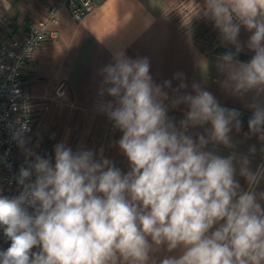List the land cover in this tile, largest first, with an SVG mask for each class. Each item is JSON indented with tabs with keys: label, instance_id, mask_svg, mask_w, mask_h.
<instances>
[{
	"label": "clouds",
	"instance_id": "9594fccd",
	"mask_svg": "<svg viewBox=\"0 0 264 264\" xmlns=\"http://www.w3.org/2000/svg\"><path fill=\"white\" fill-rule=\"evenodd\" d=\"M204 15L237 53L241 27L251 33L249 61L232 52L220 57L225 86L234 94L264 93V0H205ZM100 72L99 111L121 131L117 143L129 171L103 149L73 151L61 142L54 158L25 149L27 166L16 177L22 190L0 195V228L11 242L0 250V264H264V206L254 190L264 168L253 172L247 157L207 147H233L238 111L222 107L196 83L195 95L170 100L164 89L171 81L154 83L147 58L116 52ZM169 100L172 107L187 106L178 124L168 115ZM251 107L249 131L264 141V106ZM205 125V133L190 134ZM28 130L24 124L13 133L22 148ZM237 163L246 191L236 179ZM162 246L180 255L152 258Z\"/></svg>",
	"mask_w": 264,
	"mask_h": 264
},
{
	"label": "crops",
	"instance_id": "0c3cea01",
	"mask_svg": "<svg viewBox=\"0 0 264 264\" xmlns=\"http://www.w3.org/2000/svg\"><path fill=\"white\" fill-rule=\"evenodd\" d=\"M61 0H0V35L23 36L29 26L47 16L51 5ZM80 3L83 0H74ZM97 7L81 20L72 19L70 10L63 6L58 13L59 37L43 42L32 58L26 84L34 101L33 130L24 135L25 147L18 146L17 156L26 161L25 149L39 155L46 147L54 158V146L64 142L73 151L83 147L112 160L122 172L129 171V162L119 149L117 141L122 133L114 127L107 115L99 111V89L103 81L100 70L114 63V54L122 51L132 59L147 58L154 83L163 85L171 100L177 95L191 93L192 85L199 84L216 98L222 107L235 109L252 116L253 103L264 106V93L251 90L234 94L225 86L227 76L217 67L220 57L232 52L241 62L249 61L254 53L247 48L251 35L241 27L238 42L242 50L237 53L232 44L222 42L213 21L204 15L205 0H96ZM177 73L181 79L174 78ZM181 82L187 85L179 89ZM179 89V92L174 91ZM105 101L112 97L105 95ZM168 115L177 124L184 118L187 106L172 107ZM240 120V129L232 128L233 147L209 144L207 147L221 156L233 152L247 157L249 168L255 172L264 168V141L249 131L248 121ZM202 128L190 129V134L205 133ZM255 151H251V149ZM236 179L243 190L249 186L239 175ZM262 206L264 179L255 187ZM38 251V249H33ZM152 255L162 259L166 255L178 256L180 249L168 252L162 246Z\"/></svg>",
	"mask_w": 264,
	"mask_h": 264
},
{
	"label": "built area",
	"instance_id": "2783aa9c",
	"mask_svg": "<svg viewBox=\"0 0 264 264\" xmlns=\"http://www.w3.org/2000/svg\"><path fill=\"white\" fill-rule=\"evenodd\" d=\"M63 6L69 8L72 19L79 21L97 7V2L61 0L49 7L45 18L32 23L25 35L0 42V195L9 198L22 190L16 177L19 169L27 166L17 156L19 144L13 138V133L26 124L29 130L24 135L30 134L35 120L34 98L26 84V75L38 47L47 40L59 37L58 13ZM39 155L51 157L46 147L39 149ZM10 243L0 228V250H6Z\"/></svg>",
	"mask_w": 264,
	"mask_h": 264
},
{
	"label": "trees",
	"instance_id": "16d2710c",
	"mask_svg": "<svg viewBox=\"0 0 264 264\" xmlns=\"http://www.w3.org/2000/svg\"><path fill=\"white\" fill-rule=\"evenodd\" d=\"M224 108H225V107H224ZM226 109L232 110V109H230V108H226ZM236 111H237V110H236ZM238 113L240 114V115H239V119L249 121V119L251 118V116L246 115V114H244V113H242V112H240V111H238Z\"/></svg>",
	"mask_w": 264,
	"mask_h": 264
},
{
	"label": "rangeland",
	"instance_id": "374dc122",
	"mask_svg": "<svg viewBox=\"0 0 264 264\" xmlns=\"http://www.w3.org/2000/svg\"><path fill=\"white\" fill-rule=\"evenodd\" d=\"M15 35H13V36H1L0 35V42L1 41H4V40H7V39H9V38H12V37H14Z\"/></svg>",
	"mask_w": 264,
	"mask_h": 264
}]
</instances>
